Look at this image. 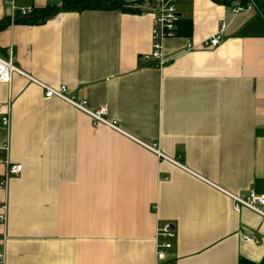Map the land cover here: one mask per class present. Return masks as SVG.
Returning a JSON list of instances; mask_svg holds the SVG:
<instances>
[{"label": "crops", "instance_id": "0c3cea01", "mask_svg": "<svg viewBox=\"0 0 264 264\" xmlns=\"http://www.w3.org/2000/svg\"><path fill=\"white\" fill-rule=\"evenodd\" d=\"M12 2L41 9L60 0H0V23ZM176 5L191 30L165 41L162 68L144 59L154 18L145 2L139 13H61L0 32V55L12 52L46 85H66L91 111L106 107L122 130L46 99L22 74L0 83V145L9 140L11 161L24 167L0 190L7 264H157L165 223L177 238L162 264L264 260V218L235 212L225 194H264V18L213 0ZM223 23L222 44L204 46ZM250 232L261 242L243 243Z\"/></svg>", "mask_w": 264, "mask_h": 264}, {"label": "built area", "instance_id": "2783aa9c", "mask_svg": "<svg viewBox=\"0 0 264 264\" xmlns=\"http://www.w3.org/2000/svg\"><path fill=\"white\" fill-rule=\"evenodd\" d=\"M177 0H144V2L153 10V27L151 31L152 37V52L144 57L145 60L149 62H153L157 67H164L167 64V59L165 57V46L164 43L168 39H172L178 35L179 23L181 22V15L179 14L176 3ZM12 18L14 21L16 17L20 16H28L32 14L33 8H22L18 9L15 4L12 2ZM255 7L253 1H250L248 6L238 5L233 8L232 12L234 14L242 11L252 9ZM227 29L226 24H222L219 32L206 40L203 45L206 47L217 48L219 47L224 40V33ZM190 48H193L191 44H189ZM14 74H22L26 76L30 81L38 84L45 92L46 99L57 98L60 99L75 109L87 114L90 116L95 124L107 127L111 130L122 132L119 127V124L115 120H108L106 118L108 109L101 108L97 111H91L88 109L87 101H78L75 97L69 96L68 88L66 85H62L60 87H51L48 86L35 78L24 74L17 66H15L12 53L9 58L0 57V83L10 85L13 79ZM11 124L10 113L2 117V125L6 128H9ZM152 151L157 153L159 156L165 158L162 153L156 150L153 147H149ZM10 142L0 145V155H5V157H0V164L5 167V172L0 178V190L5 192L6 194L10 190L11 181L15 177H19L24 167L20 163H13L9 157L10 155ZM225 192V191H223ZM225 194L231 199L233 210L237 213H240L244 209H248L264 218V194L259 195L255 192L251 191L248 194H233L230 192H225ZM8 215H9V204L7 201H4L0 208V224L6 228L8 223ZM157 238L165 239L166 241L163 243H157L156 248V257L157 264H162V261L166 259V256L169 250L172 248V243L170 240L177 238L176 228L171 223H165L161 227L157 229ZM8 241V235L6 233L3 234V238L0 239V264H7L6 260V251L5 247ZM241 241L243 243H254L258 244L261 242L258 239L255 233H242Z\"/></svg>", "mask_w": 264, "mask_h": 264}, {"label": "trees", "instance_id": "16d2710c", "mask_svg": "<svg viewBox=\"0 0 264 264\" xmlns=\"http://www.w3.org/2000/svg\"><path fill=\"white\" fill-rule=\"evenodd\" d=\"M215 3L224 5L227 7L231 6H248L250 1H253L256 9L262 14L264 18V0H213ZM144 3L142 1L130 2L128 0H60L56 5H48L45 8L34 9L32 14L23 17H16L14 21L10 19L0 23V32L5 30L7 27L13 24H23L29 26H38L45 24L51 18L61 13H82L86 11H121L124 13H139L141 6ZM184 21L179 23L180 32L188 33L191 28L186 25L184 27ZM184 28V29H183ZM239 264H264V260L261 263H254L246 259L241 258Z\"/></svg>", "mask_w": 264, "mask_h": 264}, {"label": "rangeland", "instance_id": "374dc122", "mask_svg": "<svg viewBox=\"0 0 264 264\" xmlns=\"http://www.w3.org/2000/svg\"><path fill=\"white\" fill-rule=\"evenodd\" d=\"M175 5H176V3H175ZM176 7H177V5H176ZM153 27V26H152ZM178 36V35H177ZM176 36V37H177ZM192 45V44H191ZM189 47V46H188ZM190 48V47H189ZM190 49H192V48H190ZM12 53V52H11ZM11 53H10V55H11ZM10 55L8 56V58L10 57ZM0 57H3L2 55H0ZM5 58V57H4ZM12 59H13V53H12ZM16 66V65H15ZM157 67V66H156ZM158 68H162V67H158ZM49 86V85H48ZM55 88H57V87H55ZM69 96H71V95H69ZM78 101H86V100H78ZM88 103V102H87ZM87 115V114H86ZM90 117V116H89ZM91 118V117H90ZM92 119V118H91ZM11 125V124H10ZM97 125V124H96ZM100 126V125H99ZM3 127H5V126H3ZM6 128V127H5ZM7 129H9V128H7ZM9 141V140H8ZM154 148V147H153ZM151 150V149H150ZM157 150V149H156ZM152 151V150H151ZM159 151V150H158ZM153 152V151H152ZM3 204V203H2Z\"/></svg>", "mask_w": 264, "mask_h": 264}]
</instances>
